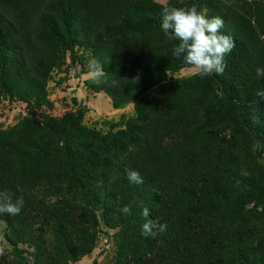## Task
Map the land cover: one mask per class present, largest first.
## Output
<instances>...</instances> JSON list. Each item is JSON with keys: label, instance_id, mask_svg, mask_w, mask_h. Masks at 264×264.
I'll use <instances>...</instances> for the list:
<instances>
[{"label": "trees", "instance_id": "1", "mask_svg": "<svg viewBox=\"0 0 264 264\" xmlns=\"http://www.w3.org/2000/svg\"><path fill=\"white\" fill-rule=\"evenodd\" d=\"M168 4L223 18L235 47L222 75L173 78L189 66L173 55L154 0H0V94L26 109L0 128V191L25 202L0 221L16 251L33 247L30 262L0 264L78 261L93 248L97 211L118 228L119 256L138 255L136 264H264V164L252 151L264 152V100L255 95L264 91L256 75L264 0ZM65 54L69 67L100 62L103 82L86 84L114 108L134 102L124 127L91 128L82 106L60 117L47 111L46 81ZM128 169L143 183L130 182ZM144 208L166 231L143 234Z\"/></svg>", "mask_w": 264, "mask_h": 264}, {"label": "rangeland", "instance_id": "2", "mask_svg": "<svg viewBox=\"0 0 264 264\" xmlns=\"http://www.w3.org/2000/svg\"><path fill=\"white\" fill-rule=\"evenodd\" d=\"M154 1L162 4L158 0ZM170 1L167 0V3ZM172 1H177L178 4H185L188 0ZM205 1L209 5L216 3L218 0ZM220 1L229 2V0ZM202 11H205L209 17L217 16L215 10L205 6L202 7ZM88 59L90 60V57ZM88 59L69 67L67 65L70 63V58L65 54L63 57L64 63L52 69L45 85L47 97L51 103V106L47 107V111L54 117H60L65 112L82 106L84 109L82 122L85 125L102 132L124 127L125 122L133 113L134 102L114 108L111 99L105 93L94 92L88 87L89 85L87 86L86 84L89 79L87 74ZM224 62L227 64L226 59H224ZM190 75H192V69L189 67L179 70L172 76L173 78H180ZM209 95L210 93L205 98L207 101H212L213 99ZM25 114L26 109L23 103L11 100L9 97L0 94V128L6 129L15 126ZM252 151L257 155V162L264 164L262 147L259 144H254ZM251 206L252 204H249V207ZM97 216L99 217V226L95 232L93 248L78 261L70 264H136L138 255L124 254L119 256L115 235L118 228L106 225L101 218L100 211H97ZM5 228V222L0 221V249H3V254L0 257L6 261L23 258L30 262L32 260L30 253L33 251L32 245L19 243L17 246L21 252L16 251L5 238Z\"/></svg>", "mask_w": 264, "mask_h": 264}, {"label": "clouds", "instance_id": "3", "mask_svg": "<svg viewBox=\"0 0 264 264\" xmlns=\"http://www.w3.org/2000/svg\"><path fill=\"white\" fill-rule=\"evenodd\" d=\"M162 2L163 17L161 28L168 38L175 40L172 52L176 58H182L183 62L192 69V75L201 78L212 74H223L225 70L224 57L232 52L235 47L234 39L227 34L221 33L224 27V20L220 16L209 17L205 11L192 6H170L167 0ZM88 77L95 83L103 82L104 69L98 60L92 59L88 63ZM258 77L264 76V67L256 69ZM257 97L264 100V91H257ZM252 122L258 124V115L252 116ZM127 179L134 183H143V178L136 170H127ZM23 196L13 199V194L8 191H0V213L18 215L24 207ZM121 211L131 215V208L124 206ZM142 215L145 223L142 225V232L145 236H155L157 232H164L166 224L158 223L149 217V209L144 208ZM3 249H0V255Z\"/></svg>", "mask_w": 264, "mask_h": 264}]
</instances>
